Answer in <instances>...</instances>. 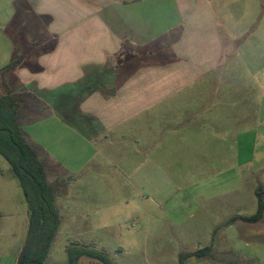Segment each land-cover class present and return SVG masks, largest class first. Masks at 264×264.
Masks as SVG:
<instances>
[{
  "label": "crops",
  "instance_id": "1",
  "mask_svg": "<svg viewBox=\"0 0 264 264\" xmlns=\"http://www.w3.org/2000/svg\"><path fill=\"white\" fill-rule=\"evenodd\" d=\"M3 1L11 13L0 21V98L24 100L18 121L33 149L54 139L55 127L94 144L85 115L98 134L158 109L163 142L182 138L179 130H209L217 106L230 112L236 79L239 90L264 97V0ZM77 95L73 130L63 109ZM253 111L263 128L264 105ZM63 167L76 176V164Z\"/></svg>",
  "mask_w": 264,
  "mask_h": 264
},
{
  "label": "rangeland",
  "instance_id": "2",
  "mask_svg": "<svg viewBox=\"0 0 264 264\" xmlns=\"http://www.w3.org/2000/svg\"><path fill=\"white\" fill-rule=\"evenodd\" d=\"M3 8L1 0L0 21L11 13ZM239 83L233 81L237 87L228 95L230 112L217 106L215 126L179 130L182 138L171 135L167 142L161 140L167 128L162 129L158 109L97 134L92 122L98 121L92 115L70 118L77 102L69 101L63 110L70 125L76 124L73 130L81 120L88 126L87 136L95 140L86 144L55 127L54 139L33 145L57 190L60 217L45 264H68L66 247L78 246L102 252L112 264H180L181 255L206 247L207 255L191 256L183 264L264 261V214L250 226L241 221L225 224L233 215H254L255 189L264 188V127L256 128L253 111L259 102L264 105V97L239 90ZM99 133L106 138L100 140ZM64 163L77 165L76 176L65 171ZM27 231L23 191L0 155V264L12 263ZM78 263L101 264L88 257Z\"/></svg>",
  "mask_w": 264,
  "mask_h": 264
},
{
  "label": "trees",
  "instance_id": "3",
  "mask_svg": "<svg viewBox=\"0 0 264 264\" xmlns=\"http://www.w3.org/2000/svg\"><path fill=\"white\" fill-rule=\"evenodd\" d=\"M20 62L15 59L7 69H13ZM79 104L83 97L77 95ZM24 100L8 92L0 98V155L8 162L14 177L18 180L28 206V231L17 264H45L52 241L60 225V217L56 211V188L49 182L46 167L39 159L35 149L26 141L18 121L19 110ZM258 209L252 216H236L230 218L226 225L242 220L257 223L264 214V188L257 187ZM210 247L195 253L181 255L180 264L191 256H205ZM68 264H79L82 257L101 264H112L97 250L87 247H72L67 250Z\"/></svg>",
  "mask_w": 264,
  "mask_h": 264
}]
</instances>
